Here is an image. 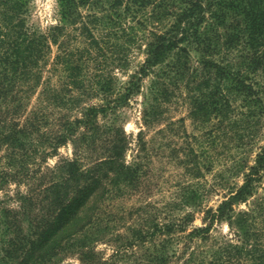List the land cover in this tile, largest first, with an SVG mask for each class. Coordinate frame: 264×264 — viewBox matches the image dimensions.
Returning <instances> with one entry per match:
<instances>
[{"label": "trees", "instance_id": "16d2710c", "mask_svg": "<svg viewBox=\"0 0 264 264\" xmlns=\"http://www.w3.org/2000/svg\"><path fill=\"white\" fill-rule=\"evenodd\" d=\"M57 1L59 22L41 32L26 25L28 0H0V152L5 149L0 153V191H4V198L0 197V264H66L61 259L71 254L80 261H93V243L111 228V214L104 213V218L102 206L108 205L111 196L124 193L122 186L112 192L107 184L128 186L140 178V165L123 161L125 141L119 127L101 125L96 117L98 111L123 104L137 93L141 77L151 68L160 66L152 94L155 103H147L145 122L156 111L159 96L168 97L181 85L190 93L192 117H216L212 127L230 137V144V140L243 141L245 130L258 126L264 113L255 80L258 71L264 73V0ZM67 26L73 30L65 31ZM118 29L132 41L145 39L146 56L139 75L107 104L81 106L80 117H59L57 129L47 130L45 126L51 123L46 105L72 110L79 107L86 91L97 86L103 89L97 82L83 84L84 62L95 58L92 48L99 52L102 43L112 41L109 37H118ZM134 31H140V37ZM78 35L85 41L81 48L73 44ZM51 43L63 48L56 61H61L68 77L65 88L56 92L45 88L41 101L46 105L32 110L19 124L16 117L39 81V62ZM23 82L27 84L24 89ZM73 90L80 92L74 95ZM79 126L83 130L76 132ZM100 138L106 143L104 155L82 167L80 147L95 151ZM68 139L77 156L44 169L41 162ZM242 175V183L233 186L214 210H207L203 226L185 233L186 217L172 216L163 223L153 222L151 228L144 223L147 217L141 218L136 229L129 226L134 238L124 243L130 248L127 261L142 264L145 255L148 264H165L172 257L168 247L181 242L180 253L174 256L182 264H264V195L253 197L244 209L233 208L253 196L264 175V145ZM11 183L17 189L8 194ZM22 184L24 190L19 189ZM186 196L183 193L181 199ZM7 200H14L16 206ZM221 218L236 241H211L204 246L213 221ZM157 233L163 235L157 247L138 254L134 245Z\"/></svg>", "mask_w": 264, "mask_h": 264}, {"label": "rangeland", "instance_id": "374dc122", "mask_svg": "<svg viewBox=\"0 0 264 264\" xmlns=\"http://www.w3.org/2000/svg\"><path fill=\"white\" fill-rule=\"evenodd\" d=\"M58 9L57 0H28L26 25L28 28L47 32L50 26L59 22ZM81 11L87 12L86 8H82ZM71 30L73 29L70 26L65 29V31ZM116 34L118 36L116 38L109 37L112 43H102L103 48L99 52L96 47L92 48L91 54L95 58L93 61L84 62L83 84L97 82L103 85V89L100 90L97 86L86 91L79 107L74 106L72 110L63 106L46 105L41 101L42 91L45 88H48L47 91L55 89L56 92L57 89L65 88L68 80L61 70V61H56L57 55L61 54L63 48L57 43H51L44 60L39 62L42 66L39 81L26 97L23 111L16 117L18 123L22 124L26 115L45 104L44 111L51 123L45 128L53 133L57 129L56 120L59 117L68 116L73 120L81 116L79 108L102 106L123 92L124 86L133 79V76L139 75L138 68L146 56L145 39L132 41L123 36L124 33L119 29ZM135 34L140 37L141 32L136 31ZM143 34L146 35L147 32ZM73 41L75 47L85 46V41L80 35ZM159 70L160 66H155L147 75L142 76L139 90L130 96L128 101L107 108L105 112L98 111L96 121L99 124H113L119 127L121 133L119 135L125 141L123 161L125 164L138 163L140 178L138 182L128 186L107 184V187L112 188V192L118 190L116 189L118 186L124 189L122 195L111 196L108 205L102 206L104 218H106L104 213L111 214L112 221L108 222L111 228L104 232L103 239L93 243V261L89 259L80 261L79 256L71 254L61 259L66 264H133V261H127L130 248L124 243L127 242V238L131 240L134 238L132 231L129 233L128 227L136 229V224L144 217H147L144 221L147 228H151L153 222L163 223L169 216L179 220L186 217L185 233L195 226L205 225L207 210H214L233 186L242 183V172L253 164L256 153L264 145V113L261 114L258 126L248 127L245 130L246 136L243 141L230 140V144V137L226 138L221 130L212 127L216 117L206 118L200 115L192 117L190 114L192 101L188 97L190 93L183 85L174 89L168 97L159 96L156 111L151 113L145 122L143 113L149 107L147 103H155L152 94ZM255 80L264 110V73L258 71ZM21 86L24 89L27 84L23 82ZM78 92L80 91L73 90L72 94L76 95ZM234 103L239 104L238 101ZM82 130V126H79L76 132ZM139 132L140 136H138ZM105 144L104 139L100 138L96 142L98 149H94L95 151L88 147H80L81 166L87 167L96 159L102 158ZM4 151L3 148L0 153ZM77 154L74 144L68 139L49 154L45 161L41 162V166L44 169L51 168L65 160H72ZM242 162L245 164L244 167L237 171ZM231 166L232 170H236L235 172L230 170ZM24 188L22 184L19 189L24 190ZM15 189L17 188L14 184L8 185V194H13ZM183 193L188 194L185 200L181 199ZM3 194L4 191H0V197L4 198ZM262 195H264V175L260 182L256 183L253 196H249L247 202L235 203L233 208L235 211L244 209L253 197ZM7 203L16 206L14 200H7ZM162 236L157 233L148 237L145 242L137 243L133 248L138 254H142L145 250L149 252L157 247ZM225 240H235L231 228L225 219H215L209 228L208 240L204 246L209 245L211 241L222 244ZM195 242L199 245L204 244L198 239ZM180 244L181 242H178L168 247L172 257L167 259L165 264H182L175 258L180 253ZM214 245L216 246V243ZM147 261L144 255L141 263L148 264Z\"/></svg>", "mask_w": 264, "mask_h": 264}]
</instances>
